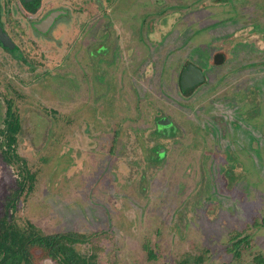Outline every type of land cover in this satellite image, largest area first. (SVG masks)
I'll use <instances>...</instances> for the list:
<instances>
[{
  "label": "rangeland",
  "instance_id": "374dc122",
  "mask_svg": "<svg viewBox=\"0 0 264 264\" xmlns=\"http://www.w3.org/2000/svg\"><path fill=\"white\" fill-rule=\"evenodd\" d=\"M52 2L70 14L46 35L5 19L23 57L0 43V131L9 105L21 124L13 161L0 132V216L18 190L21 224L90 234L77 248L93 247L99 264H254L264 254V0ZM188 63L204 74L185 93ZM235 231L251 236L239 255Z\"/></svg>",
  "mask_w": 264,
  "mask_h": 264
},
{
  "label": "trees",
  "instance_id": "16d2710c",
  "mask_svg": "<svg viewBox=\"0 0 264 264\" xmlns=\"http://www.w3.org/2000/svg\"><path fill=\"white\" fill-rule=\"evenodd\" d=\"M12 53L21 59L23 56L18 48L10 49ZM26 61V59L24 58ZM193 88H186L187 93ZM6 125L1 129V134L5 138L2 146L5 145V154L8 161L12 160V152L17 140V133L21 128L19 118L12 105H9L4 119ZM176 133L173 127L172 135ZM154 151V149H153ZM29 178L28 189H32V178L34 173L27 175ZM20 191L16 190L5 204L4 213L0 216V264H40L41 258H50L58 264H99L97 251L91 247V251L84 253L77 248L78 244H82L91 240V235L75 231L46 233L31 221L21 224L16 215L17 203ZM256 225H260L259 221H255ZM250 234L243 231H235L231 234L230 251L239 255L241 245L250 243ZM144 249L150 260L157 257L156 252L150 243H144ZM204 257L196 256L193 260L184 258L176 264H203ZM254 264H264V254L260 253L254 256Z\"/></svg>",
  "mask_w": 264,
  "mask_h": 264
},
{
  "label": "flooded vegetation",
  "instance_id": "af4514ba",
  "mask_svg": "<svg viewBox=\"0 0 264 264\" xmlns=\"http://www.w3.org/2000/svg\"><path fill=\"white\" fill-rule=\"evenodd\" d=\"M52 1L53 0H7L8 8L5 12V2H4V0H0V23H1V26L3 27L4 31L10 36L12 41L15 43L14 48L16 47L19 49V46L13 40V37L11 36V34L9 32V29L6 25V20H5L6 16L24 18V19H26V21H29V25H30V28H32V30H34L36 33H39L41 35H46L47 33H49L53 29L54 25L56 24V22L58 21V19L60 17L68 16L70 14V8L69 7H67L65 5L58 4V3H54ZM55 11H66V12H61L55 18L54 23L52 24V26L47 31L43 32L42 30H39L36 27V25L39 24L43 19H45L47 16H49L51 13H53ZM28 18H30L31 20ZM1 45H2V43H1ZM4 48L7 50H10V48H7V47H4ZM189 64H194V63H188L185 66V68L182 70V73L187 68V66ZM194 65H196V64H194ZM197 67H199V66H197ZM202 72L204 74L203 69H202ZM182 73H181V75H182ZM180 79H181V76H180ZM198 85H199V83H198ZM180 86H181V82H180ZM181 89L184 92V89H186V88H183L181 86Z\"/></svg>",
  "mask_w": 264,
  "mask_h": 264
},
{
  "label": "water",
  "instance_id": "95a60500",
  "mask_svg": "<svg viewBox=\"0 0 264 264\" xmlns=\"http://www.w3.org/2000/svg\"><path fill=\"white\" fill-rule=\"evenodd\" d=\"M66 11H55L43 19L36 27L43 32L47 31L52 24L54 23L55 18L61 13ZM0 42L4 47L13 49L15 43L12 41L10 36L4 31L3 27L0 23ZM203 81V72L202 70L194 64H189L187 68L183 71L181 75V86L183 88L191 87L201 83ZM165 120H160L159 124L164 123Z\"/></svg>",
  "mask_w": 264,
  "mask_h": 264
}]
</instances>
